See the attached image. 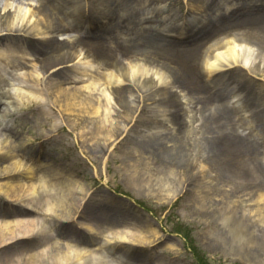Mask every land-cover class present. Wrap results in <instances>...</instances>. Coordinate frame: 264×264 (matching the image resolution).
Wrapping results in <instances>:
<instances>
[{"label":"rangeland","instance_id":"obj_1","mask_svg":"<svg viewBox=\"0 0 264 264\" xmlns=\"http://www.w3.org/2000/svg\"><path fill=\"white\" fill-rule=\"evenodd\" d=\"M54 1L57 7L65 2ZM79 1L80 9L51 19L40 0H3L5 6L34 10L41 29L30 34L26 23H20L19 32L0 27V98L6 87L19 94L4 97L10 110L0 112V130L15 134L18 144L2 134L0 145L6 148L0 154L15 148L25 160L23 176L30 164L42 160L69 171L91 190L87 211L94 207L95 212L101 195L134 205L145 222L119 215L110 220L126 223L123 229L132 234L143 230L149 238L109 245L107 254L119 261L125 254L133 264H264V50L242 38L264 35V23L255 17L263 14L264 0H218L223 8L217 5L214 12L208 6L214 0ZM113 5L116 10L108 12ZM192 24L198 29L194 34ZM204 25L211 29L209 41L197 47L210 30L199 31ZM157 30L158 37L188 46L187 60L180 48L181 53L146 56L179 69L182 77L164 76L163 84L153 71L152 82L141 76L130 81L125 72L133 59L131 43L143 46L148 32ZM108 71L114 76L107 78ZM92 77L98 78V88L81 93L94 99L100 111L91 113L86 104L85 121L78 122L74 107L61 111L56 91L70 93ZM217 79L233 89L234 101H215L218 90L230 93ZM36 83L40 92L34 90ZM125 95L128 100L122 99ZM82 129L84 136H78ZM226 135L245 142L247 154L229 148ZM215 138L220 144L211 149L209 140ZM169 156L176 158L173 164L167 163ZM0 206L8 211L7 221L23 218L17 210L25 207L2 191ZM31 211L25 216H39L41 224L50 217ZM83 219L57 222L59 239H82L78 225ZM90 237L93 249L96 237ZM33 239L19 234L10 243L32 245ZM10 243L0 248L8 257L17 259L27 251L13 252Z\"/></svg>","mask_w":264,"mask_h":264},{"label":"bare ground","instance_id":"obj_2","mask_svg":"<svg viewBox=\"0 0 264 264\" xmlns=\"http://www.w3.org/2000/svg\"><path fill=\"white\" fill-rule=\"evenodd\" d=\"M53 1L40 0V9L48 14L50 18L56 16L55 14L59 15L65 10L80 9L82 6L79 0H65V2H61L59 4L62 7L61 9V7H57L56 4H54L55 1ZM124 2L126 4L130 3L126 1ZM220 3L221 2H218V0H214L208 6H210L211 10L214 12L215 10H217V5L219 8H223ZM150 5H152V3H150ZM103 10L106 9L103 8ZM115 10V5H113L111 6V10L109 9L108 12H114ZM34 17V10L30 11L29 13V8L24 10L20 6L15 5V3L13 7L12 5L9 7L8 4L5 6L3 0H0V27L7 29V31L19 32V25H21L20 23H26L25 25L29 27L27 32L30 34H36L37 31L41 29V26L35 24ZM255 17H259V20L264 23V12L260 16ZM205 26L206 25L202 27L203 29H199V31L210 29H204ZM189 27H191L189 29L191 31L190 34H194L198 31V29L194 27L193 24ZM210 31L211 29L203 34V40L196 41L197 47H199L203 43L206 44V42L209 41H207L206 39L210 37L208 36V33H210ZM156 32H158V30L148 32L150 34V38H147L148 40L144 41L145 45L143 46L140 43H131L130 47L132 49L129 50L128 54L131 55L133 59L128 63L129 67H127V71L125 72L130 81L133 82L135 81V79L140 78L141 76L144 77L145 81H148V83L149 81L152 82L154 80V75L152 74L153 71L156 74L160 75V78L158 80H160V83L163 84L166 83L164 76H168L169 78L172 76H174L175 78L179 76L182 77L181 75H179V69L176 70L175 67L173 68L172 65L165 64L164 62H162V64H155V60H152L150 55L146 56V53H181L179 49H176L180 48L182 52L184 51L183 54H180L181 57L184 56L182 60H187L185 50L188 46L186 47L183 44H177L175 40L158 37ZM242 38L247 43L257 44L260 47L261 52H263L264 35H261L260 33H249L242 36ZM53 57L56 58L55 56ZM92 66L93 65L91 64V69ZM150 74L151 76H149ZM106 76L107 78H111L114 75L112 72L108 71V75ZM98 83V78L92 77L90 82L85 85L83 84L72 88L70 90V93L64 88H58L56 91L58 92V94L56 96L57 100L61 103V111L66 110L70 107H74L76 109V113L73 114L76 115L78 122L81 120L83 122L85 121L82 112H84V109L87 108L86 104L90 106L91 113H98L100 111V107L98 105H95L96 101H94V99H91L90 96H85L81 93L82 88H88L93 93V91L98 88ZM217 83L225 88L227 94L229 92L230 93L229 95L224 96V94L220 90H218L217 94L214 95L215 101L218 104H223L224 102L226 103L228 102V100L232 102L233 98H235V95H233V89L227 87L220 79H217ZM38 85L39 83H36V85L33 86L35 92H40V87ZM4 90L6 92V95L4 97L7 98H10V96L11 98H14L15 95H19L14 91L13 93L9 87H6ZM8 91L10 93H8ZM128 93H130V91L126 92V95ZM105 94L108 95V101L111 104L110 92L106 90ZM126 95L125 97L121 96L123 97V100L127 99ZM4 97L0 98V112H7L8 110H10L9 106H6L7 99L5 100ZM101 102L104 101L101 100ZM2 104H4V106H2ZM202 106H204V104H202ZM108 109H110V107ZM217 122L218 121L216 118V121H212V124L217 125ZM101 126L102 124H100L98 127ZM11 131L13 132V130ZM0 132V136L2 134H7L6 136H8L10 142L12 139L14 143L18 144V140L15 139V134L10 133V131L9 133H6L5 131L2 132L0 130ZM83 132L84 130L82 129L80 130V134L77 133V135L84 136ZM95 132L96 134H99L98 131L95 130ZM225 137L226 138H224V142L229 146V148L237 149L240 152L247 154V151L243 150L246 147L245 142L229 135H226ZM209 143L212 147L211 149H215L219 146L220 141L215 138L209 140ZM3 146L6 145H0L1 150H4L6 148ZM13 149L15 148L11 147V149L7 151V154H0V192L2 191L4 197L10 198L13 201L16 200L18 203L20 202L25 208H23V210H17V213L20 216L22 215V219L19 218L18 220L7 221V218L5 217L8 215V211L3 210V207L0 206V248L3 244L10 243V239L13 240L17 238L19 234H21V236L23 235L24 239L35 238V240L33 239V244H36L37 242L39 243V245L37 247L33 244L30 245V241H23L21 242V244L16 242L14 244L10 243V246H12L11 250L13 249V252L20 249L23 250L21 252L27 250L25 251L26 255L23 254L21 257H16L17 259H15L11 256L8 257V255H5L6 250L0 251V257L1 255H3V257L0 258V264H2L3 262L5 264H50V262H57L59 264H132L133 260H131V258L127 257L125 254H122L125 258L120 259L119 261L117 258L109 256L105 249H107L109 245L115 242L128 243L132 241L133 238L148 240L149 237L143 230H140V232H138L137 234H132L130 231H128V229L126 230L123 229L124 227H121L122 225L125 226L126 223L113 222L112 220H110V218H112L110 217L111 215H119L130 220H139L141 222H145V218L141 217V214L134 205H131L129 202L121 200L114 195H101V197L99 198L100 202H98L97 207H95V212L97 211V213H95L94 211L92 212V210H94V207H91V212L90 210L87 211V206H85L84 203L86 197L91 193V190L88 188V185L84 181L72 175L69 171L61 168L57 164L54 165L53 163L48 162L42 163L43 160L38 164H30L29 168L31 169V171L23 176L21 174V170H23V168L26 166L25 160L18 157L14 153L15 151ZM28 153L31 154V151H29ZM23 154H25V152H23ZM39 154H41V151L39 152ZM169 159L167 160L168 164H170V161L173 164L172 160H176V158H170V156ZM46 167H48V171L44 172V168ZM14 176H16L14 179L12 178L8 181H3ZM99 199H97V201ZM30 210L37 211L39 214L41 213L50 216L47 219L48 221H46V224H41L42 221H40L39 216L34 219H30L29 215L25 216L28 214V212H30ZM90 213H95V217H90ZM101 215L104 216L105 221L103 222L105 224L98 221L99 218H101ZM79 218H84L83 220L79 221L78 225L79 230L82 232L80 233L82 239L71 236L73 239L69 238L68 241H61L59 239L61 236L57 235L55 224L57 222L70 223L72 221H78ZM96 225H98L99 228H97ZM48 228L53 229V233H51ZM148 228L149 232L156 231L151 227ZM95 234H97L98 236L101 234L104 235V241H100L97 248L89 249V247L87 246V242L91 238L90 236H93ZM258 249V251L261 252L263 246L259 244ZM104 251H106L107 255H105ZM263 259L264 257H260V260ZM154 264H157V262H155Z\"/></svg>","mask_w":264,"mask_h":264}]
</instances>
